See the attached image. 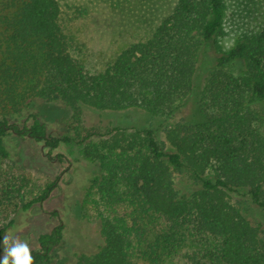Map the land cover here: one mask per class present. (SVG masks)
<instances>
[{"label":"trees","instance_id":"obj_1","mask_svg":"<svg viewBox=\"0 0 264 264\" xmlns=\"http://www.w3.org/2000/svg\"><path fill=\"white\" fill-rule=\"evenodd\" d=\"M251 14L250 7L249 21L228 14L224 0H175L146 36L91 70L64 26L60 0H0V239L15 212L44 201L55 184L32 192L8 136H28L48 152L68 140L37 114L17 119L29 100L63 103L82 129L85 109L167 118L193 95L211 42L217 54L194 93L196 119L168 124L163 139L152 127L86 129L84 152L102 171L93 180L100 201L127 209H97L100 243L72 264H264V224L231 199L245 190L264 212V19ZM226 24L238 34L227 51L217 45ZM178 174L191 180L186 190ZM63 229L60 221L36 236L34 264H54Z\"/></svg>","mask_w":264,"mask_h":264},{"label":"rangeland","instance_id":"obj_2","mask_svg":"<svg viewBox=\"0 0 264 264\" xmlns=\"http://www.w3.org/2000/svg\"><path fill=\"white\" fill-rule=\"evenodd\" d=\"M175 0H60L62 21L72 37L82 43V60L91 69H100L122 48L146 36L156 26L158 20L168 12ZM227 13H241L249 21V7L253 9L251 18L259 22L264 19V6L251 5L247 0H224ZM263 6V7H262ZM217 36L218 49L227 51L234 46L238 34L228 27ZM217 49L211 42L203 47V62L195 80L197 85L186 103L167 118L152 117L143 110H128L115 115H99L90 109L82 112V128H76L71 120V110L61 102H44L33 98L16 115L20 121L29 114H37L47 130L68 140L51 152L44 144L28 136L12 133L8 136L7 149L11 158L20 163L33 178L32 192H37L50 182H55L49 196L30 207L18 210L13 215L12 224L0 239V259L5 254L3 238L9 236L27 242L30 250L36 247V236L49 232L58 222L64 224L63 240L54 251V264H72L74 256L80 252L94 250L100 238L96 211L118 209L124 212V204H103L93 180L102 172L98 163L84 152L86 129L94 127L96 132L105 131L114 124L128 127H152L159 139H163V128L177 121H192L197 118L194 105L195 92L201 86V79L212 68ZM108 113V112H107ZM21 125V124H20ZM79 133V135L77 134ZM93 137H97L96 135ZM92 137V138H93ZM177 187L187 189L192 185L185 174L176 176ZM233 201L242 202L250 210L254 220L264 224V212L252 204L245 190L231 194ZM57 212V215L53 214Z\"/></svg>","mask_w":264,"mask_h":264},{"label":"clouds","instance_id":"obj_3","mask_svg":"<svg viewBox=\"0 0 264 264\" xmlns=\"http://www.w3.org/2000/svg\"><path fill=\"white\" fill-rule=\"evenodd\" d=\"M5 254L0 259V264H34L33 256L27 242L11 239L9 236L3 238Z\"/></svg>","mask_w":264,"mask_h":264}]
</instances>
